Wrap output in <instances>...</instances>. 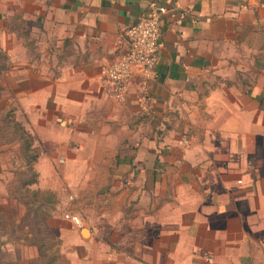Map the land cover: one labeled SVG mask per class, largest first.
I'll use <instances>...</instances> for the list:
<instances>
[{
    "label": "crops",
    "instance_id": "crops-1",
    "mask_svg": "<svg viewBox=\"0 0 264 264\" xmlns=\"http://www.w3.org/2000/svg\"><path fill=\"white\" fill-rule=\"evenodd\" d=\"M151 3L165 7L157 63L148 76L132 69L123 100H115L102 68L126 51V29ZM0 22L19 40L0 49L8 50L12 113L31 141L38 177L60 159L85 161L103 115L99 125L120 107H147L152 124L169 120L165 149L148 151L143 139L119 160L140 165L138 203L146 184L158 211L153 224L168 227L167 241L182 225L211 252L219 242L249 241L264 264V0H0ZM165 168L184 180L168 194L183 205L166 215L156 206ZM239 254V264H254V254Z\"/></svg>",
    "mask_w": 264,
    "mask_h": 264
},
{
    "label": "rangeland",
    "instance_id": "rangeland-1",
    "mask_svg": "<svg viewBox=\"0 0 264 264\" xmlns=\"http://www.w3.org/2000/svg\"><path fill=\"white\" fill-rule=\"evenodd\" d=\"M9 23L11 26L12 20ZM19 27L23 28L22 22ZM6 28L0 22V42L6 47L14 46L19 40ZM22 28L21 38L28 46ZM31 51L36 57V51ZM8 59V50L1 48L0 108L13 110L16 105L9 99L7 88ZM103 116L96 122L94 134L88 136L85 161H59L53 163L46 177L36 175V182L30 187L52 193V201L45 204L35 202L26 207L3 192V186L13 180L14 171L24 169L25 161L16 144L0 145V264H239L240 251L254 254V264H263V257L249 241L232 246V240H226L219 242L215 251H206L186 238L183 232L186 227L182 225L174 227L172 241H167L168 227L160 225L158 219L153 224L151 217L158 211L153 208L156 200L146 184L145 199L138 203L142 191L136 189V171L140 165L119 159L137 153L138 146L134 143L143 139L148 151L165 149L167 144L161 143L169 136L168 118L152 124L149 108L137 111L124 106L110 123L100 127ZM35 165L36 162L32 163L36 172ZM166 169L159 182L162 199L156 205L165 215L183 205L174 203L168 194L184 182L177 169L171 168L173 172ZM43 197L47 196L40 193L36 196L38 201H44ZM169 205L172 208L167 210ZM66 213L77 214L81 226L67 220ZM83 229H87L86 235H82Z\"/></svg>",
    "mask_w": 264,
    "mask_h": 264
},
{
    "label": "built area",
    "instance_id": "built-area-1",
    "mask_svg": "<svg viewBox=\"0 0 264 264\" xmlns=\"http://www.w3.org/2000/svg\"><path fill=\"white\" fill-rule=\"evenodd\" d=\"M164 12L163 5L151 3L147 15L139 18L126 29L128 40L126 51L102 68L101 72L110 85L113 99L124 98L132 69L138 67L146 76L153 71L161 44L160 17ZM65 218L75 226H81L77 214L66 213Z\"/></svg>",
    "mask_w": 264,
    "mask_h": 264
},
{
    "label": "trees",
    "instance_id": "trees-1",
    "mask_svg": "<svg viewBox=\"0 0 264 264\" xmlns=\"http://www.w3.org/2000/svg\"><path fill=\"white\" fill-rule=\"evenodd\" d=\"M10 26V23H9ZM10 28H14L11 24ZM15 29V28H14ZM18 36L22 37L20 30L16 29ZM23 40V39H22ZM14 116L11 109L0 108V145H17L20 157L25 161V167L22 171H14L13 180L6 184L7 195L17 198L18 201L27 206L33 203L45 204L52 201V193L49 191L39 192L38 189L31 188L30 185L36 182V172L32 167L36 154L30 151L31 141L24 130L13 121ZM38 193L46 195L42 198L44 201L37 200ZM46 201V202H45ZM35 208L34 214H36Z\"/></svg>",
    "mask_w": 264,
    "mask_h": 264
},
{
    "label": "water",
    "instance_id": "water-1",
    "mask_svg": "<svg viewBox=\"0 0 264 264\" xmlns=\"http://www.w3.org/2000/svg\"><path fill=\"white\" fill-rule=\"evenodd\" d=\"M81 232H82V235H86L88 233L87 229H83Z\"/></svg>",
    "mask_w": 264,
    "mask_h": 264
}]
</instances>
